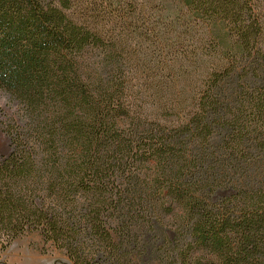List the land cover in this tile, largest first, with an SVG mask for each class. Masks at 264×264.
<instances>
[{"label":"trees","instance_id":"obj_1","mask_svg":"<svg viewBox=\"0 0 264 264\" xmlns=\"http://www.w3.org/2000/svg\"><path fill=\"white\" fill-rule=\"evenodd\" d=\"M0 253L264 264V0H0Z\"/></svg>","mask_w":264,"mask_h":264},{"label":"rangeland","instance_id":"obj_2","mask_svg":"<svg viewBox=\"0 0 264 264\" xmlns=\"http://www.w3.org/2000/svg\"><path fill=\"white\" fill-rule=\"evenodd\" d=\"M15 101L8 100L7 95L0 90V154L5 155L10 150V141L4 131L6 115L16 111ZM0 264H71L65 251L57 249L51 243H45L37 232L23 234L14 239L0 253Z\"/></svg>","mask_w":264,"mask_h":264}]
</instances>
